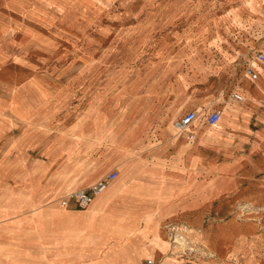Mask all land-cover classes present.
I'll use <instances>...</instances> for the list:
<instances>
[{"label": "rangeland", "instance_id": "1", "mask_svg": "<svg viewBox=\"0 0 264 264\" xmlns=\"http://www.w3.org/2000/svg\"><path fill=\"white\" fill-rule=\"evenodd\" d=\"M35 1L55 17L51 28L56 33L51 46L41 48L32 59L42 84L40 95L135 96L139 105L131 131L147 127L144 143L157 155L169 148L160 138L164 123L174 124L187 110H196L194 124L206 128L197 140L194 168L200 167L194 170V179L187 182L184 169V183L176 186L185 195L194 191L199 218L191 224L176 219L173 231L169 222L161 227L167 252L180 258L173 264H264V165L262 169L257 165L264 162V149L223 143L232 140L227 131L233 121L240 123V132L264 128V97L245 95L249 108H224L235 77L257 61L255 50L264 52V0ZM45 11L33 6L18 12L26 17ZM8 80L16 85L23 81L29 90L34 82L21 76ZM12 98L13 106L4 107L10 102L0 100V108L21 115L24 104L15 101L18 96ZM215 107L221 117L209 125L206 118ZM172 113L179 114L165 117ZM3 118L0 114V123ZM249 137L234 140L246 142ZM132 141L136 148L138 141ZM103 143L105 153L110 152L111 140ZM120 166H103L107 168L102 176L112 170L118 176L130 167ZM38 211L42 213L41 208ZM210 253L224 257L205 255ZM152 260L148 264H159Z\"/></svg>", "mask_w": 264, "mask_h": 264}, {"label": "crops", "instance_id": "2", "mask_svg": "<svg viewBox=\"0 0 264 264\" xmlns=\"http://www.w3.org/2000/svg\"><path fill=\"white\" fill-rule=\"evenodd\" d=\"M33 6L48 9L46 5L40 8L35 0H0V100L10 102L4 107H11L12 96H18L15 101L24 104L21 115L0 108L4 117L0 123V264L180 261L174 252H167L161 227L169 222L173 231L176 226L172 221L183 218L191 224L199 218L200 207L193 200L194 191L185 195L176 186L184 183V169L191 175L187 182L194 179L193 172L200 167L194 168L198 159L197 140L206 128L195 125L197 119L186 132L164 123L160 138L169 143V148L157 155L144 143L147 127L131 131L139 105L135 96L40 95L42 84L32 59L41 48L46 49L55 41L56 33L51 28L55 17L49 11L26 17L18 12ZM251 67L257 78L251 80L241 71L227 90L231 104L224 108L248 107L245 95L264 97V62L257 60ZM10 76L34 80L30 82L32 89L25 88L23 81L12 83L8 80ZM233 94L242 99L234 98ZM212 110L220 111L216 107ZM176 114L165 117L175 118ZM231 123L227 133L232 140L223 143L264 149V128L260 132L254 128L251 132H240V123ZM187 133L194 138L189 140ZM245 136L251 140L240 143L234 140ZM106 139L111 140V154L105 153ZM132 139L138 141L136 148ZM115 165H121L120 169L130 167L119 173L85 208H79L74 200L64 206L55 203L73 190L92 185L103 177L107 167ZM257 165L262 169L264 162ZM143 167H147L145 172H136ZM217 236L218 231L215 240ZM191 263L201 264L196 261L184 264Z\"/></svg>", "mask_w": 264, "mask_h": 264}, {"label": "built area", "instance_id": "3", "mask_svg": "<svg viewBox=\"0 0 264 264\" xmlns=\"http://www.w3.org/2000/svg\"><path fill=\"white\" fill-rule=\"evenodd\" d=\"M255 58L261 62H264V52L261 50L257 51L255 53ZM244 72L251 80L257 78L256 72H254L253 68L250 66H247ZM233 97L238 100L242 99V96H240L239 94H233ZM219 118H220V111L212 110L211 112H209L206 121L209 125H211L216 123ZM195 119H197V111L190 110L187 111L181 118H179L174 123V126L178 131L186 132ZM187 138L191 140L194 138V136L191 133H187ZM116 176H117V171L112 170L107 174H105L103 177H101L98 181H96L92 185L86 188L73 190L61 200L60 204L64 206L70 200H74L79 208H85L90 204V202L95 196H97L100 192H102L106 188V186L116 178Z\"/></svg>", "mask_w": 264, "mask_h": 264}, {"label": "bare ground", "instance_id": "4", "mask_svg": "<svg viewBox=\"0 0 264 264\" xmlns=\"http://www.w3.org/2000/svg\"><path fill=\"white\" fill-rule=\"evenodd\" d=\"M220 117H221V114H220ZM219 119H220V118H219ZM219 119H218V121H219ZM195 120H196V119H195ZM195 120H194V121H195ZM114 121H115V119H114ZM194 121H193V122H194ZM218 121H217V122H218ZM217 122H216V123H217ZM214 124H215V123H214ZM211 125H213V124H211ZM199 161H200V160H199ZM113 181H114V180H113ZM111 182H112V181H111ZM111 182H110V183H111ZM110 183H109V184H110ZM109 184H108V185L106 186V188H105L102 192H100L97 196H99L101 193H103V192L107 189V187L109 186ZM97 196H95V197H97ZM92 200H93V199H92ZM91 202H92V201H91Z\"/></svg>", "mask_w": 264, "mask_h": 264}]
</instances>
